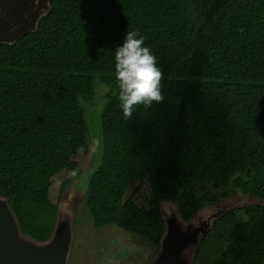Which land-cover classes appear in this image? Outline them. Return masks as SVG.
<instances>
[{"label":"trees","instance_id":"trees-1","mask_svg":"<svg viewBox=\"0 0 264 264\" xmlns=\"http://www.w3.org/2000/svg\"><path fill=\"white\" fill-rule=\"evenodd\" d=\"M35 29L0 42V196L23 235L48 240L50 183L67 166L40 157L64 125L60 100H92L99 82L102 151L86 188L93 225L159 245L161 202L189 221L224 190L264 199V0H49ZM139 30L163 72V101L123 118L114 52ZM141 143V147L135 148ZM144 152L148 168L131 159ZM136 180L148 194L139 201ZM209 264H264V205L213 222ZM209 244L205 239L202 244ZM211 245V244H210Z\"/></svg>","mask_w":264,"mask_h":264},{"label":"rangeland","instance_id":"rangeland-1","mask_svg":"<svg viewBox=\"0 0 264 264\" xmlns=\"http://www.w3.org/2000/svg\"><path fill=\"white\" fill-rule=\"evenodd\" d=\"M107 91H110V87L98 82L92 100L82 102L69 96L60 100L59 113L65 123L39 154L46 161L67 166L51 179L49 199L54 209L41 206L39 209L45 210L47 220L54 226L53 230L58 221L70 223L71 238L66 264H151L161 250L160 244L154 245L140 233L129 232L113 224L96 227L86 207L88 180L101 156V152H89L88 147L92 138L101 139L100 115L104 105L103 94ZM141 145L139 143L135 148ZM78 146H83L85 151L78 153ZM131 163L138 173L144 172L148 168L146 153H139L131 159ZM73 170L77 172L75 177L71 175ZM138 188V200L143 201L148 194L146 181L136 180L127 196ZM224 190L228 192L226 197L200 209L189 221L178 219L175 204L161 202L164 221L173 219L179 231L178 236L200 230L181 253V260L185 264H209L212 248L216 246L213 244V222L218 217L247 204L264 205V199L249 193L233 190L229 186ZM204 239L209 244H202Z\"/></svg>","mask_w":264,"mask_h":264},{"label":"water","instance_id":"water-1","mask_svg":"<svg viewBox=\"0 0 264 264\" xmlns=\"http://www.w3.org/2000/svg\"><path fill=\"white\" fill-rule=\"evenodd\" d=\"M48 1L0 0V42L12 43L35 29L39 17L49 8ZM172 220L164 221L161 250L151 264H185L181 253L200 230L178 236ZM70 238L69 221H58L44 242L23 235L7 200L0 196V264H66Z\"/></svg>","mask_w":264,"mask_h":264},{"label":"clouds","instance_id":"clouds-1","mask_svg":"<svg viewBox=\"0 0 264 264\" xmlns=\"http://www.w3.org/2000/svg\"><path fill=\"white\" fill-rule=\"evenodd\" d=\"M146 37L139 30L127 31L122 45L114 52V72L118 88L119 107L123 118L130 119L136 107H150L153 102L160 103L164 97L161 81L163 72L157 65V57L150 47L145 46ZM102 140H90L88 151L95 154L102 151ZM76 151L83 153V146ZM75 177L76 170L71 172Z\"/></svg>","mask_w":264,"mask_h":264}]
</instances>
